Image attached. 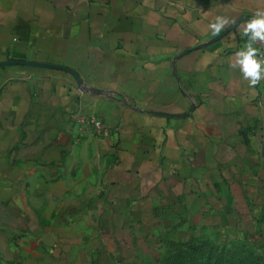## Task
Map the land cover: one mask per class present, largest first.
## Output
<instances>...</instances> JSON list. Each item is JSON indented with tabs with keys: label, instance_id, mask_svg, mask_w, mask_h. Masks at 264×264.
<instances>
[{
	"label": "crops",
	"instance_id": "1",
	"mask_svg": "<svg viewBox=\"0 0 264 264\" xmlns=\"http://www.w3.org/2000/svg\"><path fill=\"white\" fill-rule=\"evenodd\" d=\"M257 10L0 0V264H120L264 196V78L237 56Z\"/></svg>",
	"mask_w": 264,
	"mask_h": 264
},
{
	"label": "rangeland",
	"instance_id": "2",
	"mask_svg": "<svg viewBox=\"0 0 264 264\" xmlns=\"http://www.w3.org/2000/svg\"><path fill=\"white\" fill-rule=\"evenodd\" d=\"M240 214L208 226L170 229L161 244L148 246L145 254L125 258L120 264H264V196L237 205ZM203 215L214 223L209 212ZM231 260V261H230Z\"/></svg>",
	"mask_w": 264,
	"mask_h": 264
},
{
	"label": "clouds",
	"instance_id": "3",
	"mask_svg": "<svg viewBox=\"0 0 264 264\" xmlns=\"http://www.w3.org/2000/svg\"><path fill=\"white\" fill-rule=\"evenodd\" d=\"M227 23V18L218 16L211 24L212 34L216 35L221 32ZM243 31L248 39L237 53L238 63L242 68L244 78L249 80L250 85L255 86L264 78V58H261L259 49L253 46L256 40H264V11L257 10L253 18L247 21Z\"/></svg>",
	"mask_w": 264,
	"mask_h": 264
},
{
	"label": "built area",
	"instance_id": "4",
	"mask_svg": "<svg viewBox=\"0 0 264 264\" xmlns=\"http://www.w3.org/2000/svg\"><path fill=\"white\" fill-rule=\"evenodd\" d=\"M247 39L248 37L246 35L242 37V48L244 47V44ZM253 46L259 49L261 58L264 57V40H256ZM73 121L82 129L91 132L97 137L107 136L109 132L107 126H105L100 120H98L93 115L76 114L73 115Z\"/></svg>",
	"mask_w": 264,
	"mask_h": 264
},
{
	"label": "water",
	"instance_id": "5",
	"mask_svg": "<svg viewBox=\"0 0 264 264\" xmlns=\"http://www.w3.org/2000/svg\"><path fill=\"white\" fill-rule=\"evenodd\" d=\"M244 19H248V20H250V18H244ZM13 63H15L16 64V62H11V61H7V62H4L3 64H13ZM18 64H22V65H31L30 63H25V62H18ZM2 65V64H1ZM59 69H65V68H61V67H58ZM66 71H67V69H66Z\"/></svg>",
	"mask_w": 264,
	"mask_h": 264
},
{
	"label": "trees",
	"instance_id": "6",
	"mask_svg": "<svg viewBox=\"0 0 264 264\" xmlns=\"http://www.w3.org/2000/svg\"><path fill=\"white\" fill-rule=\"evenodd\" d=\"M224 261L227 262L226 260L223 259V260H221L218 264H224ZM230 261H231V260H230ZM230 264H244V262H243V263H242V262H238V263H237V261H231Z\"/></svg>",
	"mask_w": 264,
	"mask_h": 264
}]
</instances>
